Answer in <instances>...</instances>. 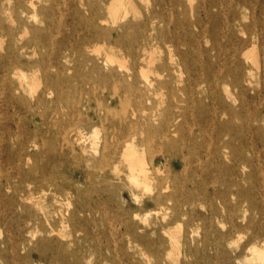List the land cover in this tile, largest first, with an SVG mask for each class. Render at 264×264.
<instances>
[{"label": "rangeland", "instance_id": "1", "mask_svg": "<svg viewBox=\"0 0 264 264\" xmlns=\"http://www.w3.org/2000/svg\"><path fill=\"white\" fill-rule=\"evenodd\" d=\"M77 1L0 0V264H152L134 242L145 236L150 243L163 242V264H192L190 258L176 259V247L164 233L168 229L180 246L187 243L197 248L196 262H200L204 252L211 258L209 264H264L252 259L248 250L254 241L262 245L264 240V0H216L217 9L209 12V7L205 8L210 0H148V5L154 4L163 14L164 21L154 24L152 37H138L134 48L141 51L144 46L142 58L151 56L153 66H159L184 56L186 66L195 64L200 70L207 59L205 67L229 71L230 76L217 89L195 88L190 104L186 103L184 82L170 84L171 94L163 89L151 93L148 101L130 95L123 104H117L114 108L130 123L136 122L139 130L146 128V118L153 126L175 124L178 132L173 136L172 149L181 152L183 161L163 157L158 134L144 141L149 139L144 134L129 135L125 130L116 138L120 143L116 164L109 161L101 167L102 171L98 163L100 152H94L95 147L99 151L107 137L109 151L117 143L110 138L112 126L124 129L126 123L98 122L97 115H103L97 106L101 90L96 88L91 93L93 83L80 87L79 79L90 77L87 70L91 63L86 65L85 61L90 58L103 68L102 59L112 56L116 61L111 68L118 69L117 62L131 66L139 80V68L145 62L139 58L133 66L131 56H136V52L132 50L130 54L114 45L112 39L101 38L83 45L79 41V18L88 13L78 7ZM88 1L95 6V12L108 19L111 0ZM122 1L128 3L131 11L127 19L102 27L133 23L148 14L146 0ZM52 2L56 4L53 11L40 12ZM238 2L245 4L238 6ZM134 10L142 16L133 18ZM195 14L201 21L199 28L194 26ZM141 31L142 35L151 32L149 27ZM173 34L179 38H173ZM62 56H67V60ZM57 61L66 69L64 75L73 77L69 87L62 88L61 97L55 91L48 94L45 88L47 76L56 72ZM76 72L83 76L74 78ZM118 73L125 74L123 70ZM234 76L240 77V84L233 82ZM181 77L185 79L186 75ZM11 85H21L14 96L8 94ZM107 92L110 91L103 94ZM119 93L126 94L122 89ZM220 96L232 115L224 112L223 104H217ZM39 98L42 103L36 106ZM152 114H158V120L154 121ZM36 115H43L44 124L33 122ZM34 131L47 138L44 148L32 142ZM76 133H81L79 146L73 142ZM64 135L70 136L71 149ZM53 138L56 140L51 142ZM133 138L134 142L143 140L135 146L133 160L151 170L160 168L162 173L156 181L161 185L164 180L176 181L173 201L163 197L156 205L151 200L154 192L126 179L129 164L124 142ZM76 160L81 163L78 165ZM36 164H48L54 169L51 185L44 184L41 173H34L35 183H30L31 178L28 182L26 176ZM115 166L124 179L120 192L112 183L99 184L97 177L99 172L114 176ZM17 175L26 179L22 184L23 197L8 188L9 183L20 181ZM190 181L202 183L201 188L192 193ZM224 182L230 185L229 193H235L237 187L253 185L255 207L250 208L246 202L237 206L234 196L225 192ZM170 192L171 188L162 195ZM224 193L225 202L218 198ZM192 196L193 204H187L185 199ZM173 205L177 220L162 227L160 208ZM209 207L214 214L210 215ZM227 213L233 215L234 230L231 245L222 247L220 237L224 230L218 222ZM35 214L38 220L29 222ZM198 218L206 228L212 225L214 234L208 238L209 246L202 245L205 233L194 230ZM229 226L226 224V228ZM59 256L66 261L61 263Z\"/></svg>", "mask_w": 264, "mask_h": 264}, {"label": "bare ground", "instance_id": "2", "mask_svg": "<svg viewBox=\"0 0 264 264\" xmlns=\"http://www.w3.org/2000/svg\"><path fill=\"white\" fill-rule=\"evenodd\" d=\"M146 1H147L146 7L148 9V14L143 16L142 20L136 21L133 23L132 22L131 23H128V22L124 23L123 22L124 24H121L117 27H112V28H104L101 25H106L109 23L113 25L117 22L118 19L119 20L127 19L128 14L131 13V11H129V9L127 8V5H128L127 2L124 3L122 0H111V2L109 3V6L107 8V10H108V19H107V18L101 16L99 12H95V6L93 4H91L88 0H78L77 1L78 7H83V9H84L83 12L88 13V15L84 14L83 16H80V18H79V22H80V25L82 27V33L79 36V41L81 43H83V45H86V44L89 45L90 41L93 42V41H96V40L101 39V38H103V39L107 38L110 40L112 39L111 41L114 45L127 49L128 52H130V54H131L132 50H133V52L134 51L136 52L135 53L136 56H131L133 59V66H134V64L136 65V61H139V58H141L140 60L145 62V66H140V68H139V70H140V72H139L140 73V80H139L138 78H136L135 72L133 71V67H131V66H130L131 67L130 68V67L125 66L121 62H117L118 63V69L114 70L113 68H111L113 66L114 62L116 61V59L114 60V58L112 56L106 55L102 59L101 64H102L103 68H100L97 65V62L93 61L92 59H90L88 57L89 59L86 60L85 63H86V65L88 62H90L91 64L88 67L87 73L90 75V77H95L96 79H93L94 81H92L90 79V77L88 78L87 75H85V74H84L85 76L79 75L77 72L75 73L74 78L76 77L79 79L80 78L79 76H83V77H81V79H79L80 80V87H82V85L85 86L86 84H92L93 83V85H92L93 88L91 89V93H93L96 88L101 90V95H100L101 99L97 101V106L99 108H101V110L103 111V115L102 116L100 114L97 115L98 122L103 123L104 121H108L109 123L114 122L115 124L117 122L126 123V128L124 127V129L112 126L111 129H112L113 133L111 132L112 137H110V138L112 140H115L114 142H117L116 138H118V135H120V133H122L125 130L129 131L128 132L129 135H131V134L135 135L137 133L144 134L145 136H147L149 138V139H145L144 141L150 140L151 139L150 137L153 134H158V136L161 139L160 141H162V145H163L161 147V150H160V152L163 154V157L166 158V156H167V157L174 158L176 160L181 159L183 161V159L181 158V155H182L181 152L177 153V152H174V150L172 149L174 142H175V140L173 139V136L178 132L175 124H169V125L164 124V125H160V126H153L149 122L150 118H146V119H148V120H146L147 121L146 122L147 123L146 128L144 127V128H141V130H139L136 127V122L130 123L129 120L126 119L127 117L123 114H120L117 111V109L114 107L117 104H119V105L123 104V101L127 100L130 95H134L137 98L144 99V100L148 101L151 93L157 94L158 91L161 92V90H163V89H167L169 92L170 84H174V83L179 84L181 82L185 83L184 84L185 88H183V90H185V92L187 93L186 103L190 104V103H193L194 91L196 90L195 88L198 89V88H201L202 86H206V89H213V88L217 89V87L220 86V84L225 83V81L227 80V77L230 76V72L229 71L226 72L225 70L212 71L210 66L205 67V63L206 64L208 63L206 61L207 59L204 60L205 61L204 67H203V69L200 70L197 68V66L195 67V64L193 65V67L186 66V64L184 63L185 62L184 56H178L177 60H175V61H174V59H170L171 62L169 64L164 63V64H161L159 66H153L154 62H153V58L151 56L148 57L147 59L142 58L143 53L145 51L144 46L141 48V51H142L141 54L138 53V51H140V48L139 49L137 48V50H135V48H134V45L137 42V39H139L138 37H143V38H145L144 36H146V38L152 37L151 35H152L153 31L155 30L154 24L156 22L157 23H163V21H164L163 20V14L157 10L156 6L154 4L148 5V0H146ZM29 3H30V5H32L31 2H29ZM129 3H132V0H129ZM244 4H245L244 2H242V3L238 2L237 5L243 6ZM55 5L56 4L55 3L53 4V2H52V4H50L48 7L41 8L40 12L41 13H47L48 11H51V10L53 11ZM207 5L208 6L205 9H207L209 7L208 12L213 8L217 9V7H218V6L216 7V0H210V2H208ZM160 9L163 10L162 8H160ZM192 11H194V10L192 9ZM132 16H133V18H137V17L140 18L142 15L139 12L134 10ZM195 16L196 17L194 20V26L199 28L201 21L199 20L198 14H195ZM233 16H235V15L233 14ZM146 27H149L151 32L149 34H145V32H144V34L142 35L141 30L143 28H146ZM36 31H35V34L40 33V32H36ZM54 31H56V29H54ZM57 33H59V32H57ZM169 36H170V34H169ZM172 37L175 39L179 38L177 35H174V34L172 35ZM172 37H171V39H172ZM94 52L97 55H99L98 51L94 50ZM97 57L99 58V56H97ZM207 57H205V58H207ZM61 58L67 60L68 57L62 56ZM16 64L21 65L19 62ZM171 65H174L176 70L172 69ZM54 67L56 68V72L52 75L47 76V79L45 82V88H46V91L48 94L55 91L58 94L57 96L61 97V95L63 94L62 88H65V86L69 87V85H70L69 83L71 82L73 77H69L68 75H64V71L66 69H64L63 65L60 64V61L59 62L57 61L54 65ZM121 70H123V72L125 73L124 75H121L118 73V72H121ZM183 73L186 75L185 79H182V77H181V75ZM149 74H152L154 77L150 78ZM175 74H177V78H175V76H176ZM240 81H241V79L239 76H234V78H233L234 83L240 84ZM39 82H40V80H39ZM20 87H21V85L16 86V87L11 85L8 88V94L10 96H14V94H17L19 92ZM119 89H122L123 91H125L126 94L124 96H121L119 93ZM106 90H108L110 92H107V95H104L103 93H105ZM170 92L173 93L172 90H170ZM128 93H130V94H128ZM226 93L229 94L227 91H226ZM105 99H106V101H105ZM216 102H217V104H223V106L225 107L224 112L226 114H230V115L233 114L232 110L229 107L225 106L224 100L221 98V96L217 97ZM41 103H42L41 99L40 98L37 99L36 106H39ZM139 103L140 102L137 103V106H140ZM242 103H241V105H244V101H242ZM200 104H201V102H200ZM23 105H25V104H23ZM97 111H98V108H97ZM150 117L152 119L154 118V121L158 120V114H152V115H150ZM33 122H41L42 124H44L45 118L43 117V115H36L33 119ZM36 131H34V134L32 135V142L38 143L42 148H44L46 146V143H47V141H46L47 138L42 137V135H40L39 133H36ZM95 131H96V129H95ZM95 134H96V132H95ZM72 137H74L73 142H75L76 145L79 146L80 140H81V133H76ZM65 138H66L65 141H68V148L71 149L72 144L70 142V136L65 137V135H64V139ZM61 139H63V138H61ZM55 140L56 139L53 138V139H51V142H54ZM108 140L109 139L107 137H104L101 149L99 151H97L98 149L95 147V150H94V152H100L98 163H99L101 171H102L101 167L109 161L111 163L116 164V154H117L118 146L120 143L119 142L114 143L115 146L110 148V150L108 151V149H107L109 146ZM133 140H134V138L130 139V140H126L124 142V147H125L124 151L126 152L125 156L127 158L128 164H129V173L126 176V179H128L134 186H142L148 192H154L153 197H151V200H154L156 205L159 204V200L162 199L163 197H164V199H166L169 202L173 201L172 196L174 193V185H175L176 181H173V182L169 181L168 182L167 180H164V184L161 185L160 183H158L156 181L157 180L156 176L162 173V170L160 168L155 166V169L151 170V169L146 168L142 163H139V162L133 160L135 158L134 157L135 156L134 155L135 154V149H134L135 146L143 143V140L139 141V142H134ZM61 145H62V143H61ZM224 148H226V145L224 146ZM157 155H158V153H157ZM76 163L79 165L81 163V161L76 160ZM149 163H151V162H149ZM53 170L54 169L51 168L48 164L43 165V166L36 164L32 168V171L26 176V179L28 180V178H31L30 183H35V180H36L35 174L41 173L44 176L42 178V181L44 182V184L47 185L50 183V185H51V182H50L51 178H52L51 172H53ZM113 175L114 176H111V174H108V173L99 172L97 175V177L101 180V181H99V184L105 183V185H106L107 183L108 184L112 183L111 185L113 186V188L115 190H119V192H120L121 188L123 187L122 185H123L124 179H122L120 177L119 170L116 166L114 168ZM16 177L20 181H18V183H9L8 188L12 190L13 194L23 197V195L21 194L22 192L24 193V191L22 189V184L24 181H26V179L23 178V176H21V175H17ZM111 180L116 181V182H112ZM28 182H29V180H28ZM215 183H218V182H214V184ZM190 185L192 187V193H193V192H197L201 188L202 183H198L197 181H190ZM222 185L226 188L225 192L229 193L228 188H230V185L226 184V182L222 183ZM238 185L239 184L235 183V186H238ZM170 188H171V192L169 193V195H165V196L162 195V193L164 191L170 190ZM182 189L183 188H181V191H182ZM226 193H224V195L219 196L218 197L219 200L225 202L227 200V194ZM228 196H234L237 206H240V204L242 202H246L250 208L255 207L256 198H255V187L253 185L246 187V188L241 187V186L237 187L236 192L235 193L230 192ZM27 199H29V197ZM136 200H137V198H136ZM192 200H194L193 196L190 197L189 200L185 199V202L187 204L191 205V204H193ZM82 208L83 207H81V210H83ZM221 210H223V209L221 208ZM160 211H162V222L164 224V225H162V227H166L167 225H169L173 221L177 220V212H176V206L175 205H173L172 207H167V206L162 207V208H160ZM209 213H210V215L214 214V210L212 207H209ZM185 214H182V215H185ZM36 215L37 214L33 215V217L31 219H29V222L37 221L38 217ZM71 215L73 216L74 212H72ZM218 223L222 226V229L224 230L221 237H220V239L222 240L221 246L223 247V245L226 243L228 245H231V243H232L231 232H232V230H234L233 215L231 213L230 214L227 213L226 215L221 216V219L219 220ZM226 224H230V226L228 228H226ZM180 227L181 226L178 225V229H180ZM195 228L196 229H194V230L196 233L199 230H202L205 233L203 240H202V245L203 246H209L208 238L214 234L213 230H212V225L210 224L209 228H206L203 225V221L198 218ZM249 228L254 230L255 226H250ZM164 233L168 236L170 243L174 247H176V249H175L176 259H178L179 257H182L183 259H185V258L189 259L190 258V259H192V261H191L192 264H194V263H196V264H198V263L209 264L211 262V258L204 252L200 254V262H196V257L198 256V253H199L197 248H193V247L189 246L187 243H184L180 246L177 239L173 235H171L172 233L169 231V229L164 231ZM254 240H256V239H254ZM159 241H161V240H159ZM134 242H136L138 246L142 247L143 252H145V254L147 255L149 262H151L152 264H163L165 259L160 254L164 250L163 242L150 243L147 240L146 236L142 239V241H137L135 239ZM151 246L154 248L153 251L150 250ZM248 250L251 253L252 259L257 260V261H262V262L264 261V240L262 241V245H259L257 241H254L253 245L251 247H249ZM168 256H169V254L166 257H168ZM59 257L61 258L60 259L61 263H64L66 261V258L64 256H59Z\"/></svg>", "mask_w": 264, "mask_h": 264}]
</instances>
